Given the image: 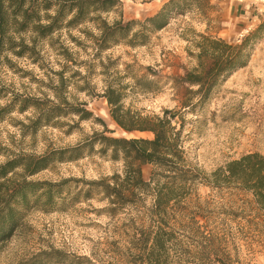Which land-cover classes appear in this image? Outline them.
Here are the masks:
<instances>
[{"label":"rangeland","instance_id":"374dc122","mask_svg":"<svg viewBox=\"0 0 264 264\" xmlns=\"http://www.w3.org/2000/svg\"><path fill=\"white\" fill-rule=\"evenodd\" d=\"M169 1L120 0L118 10L92 14L93 22L77 29H64L45 40L23 36L31 52L19 57L18 48L16 54L0 56V110L16 98L53 101L50 89L58 86L57 75L63 73L70 82L69 103L85 104L115 132L113 137L152 138L148 134L128 136L115 125L103 98L106 83L116 73L139 78L154 75L160 90L148 94L139 87L134 94L130 92L126 106L162 114L185 99L186 93L178 92L176 83L196 66L185 41L192 31L236 42L264 20V3H259L264 0H209L201 11V5H196L173 15L169 25L152 34L145 46L132 48L121 43L97 51L101 22L94 19L100 18L109 28L116 22L144 21ZM125 83L135 84L131 79ZM21 106L17 99L10 113L0 116V165L15 156L41 157L73 148L103 130L94 120L77 124L76 118H69L63 120L67 125L63 130L45 127L35 133L31 123L38 112L33 108L21 112ZM185 121L190 161L206 173L250 153L264 155V37L255 46L248 66L224 82L197 116L186 114ZM153 170L144 168L147 181ZM121 174V165L97 155L53 164L32 177L21 169L10 174L4 189L14 190L27 183L41 188L31 192V202L18 212V227L0 243V264H133L138 241L160 229L171 234L172 264H257L264 257V212L250 193L233 186L198 183L190 196L172 202L163 218L151 213L155 198L146 191H124L131 202L120 206L91 186ZM54 187L61 194L53 193L49 205Z\"/></svg>","mask_w":264,"mask_h":264},{"label":"trees","instance_id":"16d2710c","mask_svg":"<svg viewBox=\"0 0 264 264\" xmlns=\"http://www.w3.org/2000/svg\"><path fill=\"white\" fill-rule=\"evenodd\" d=\"M207 4L209 0H170L153 17L126 24L116 22L112 28L107 27L100 18L94 19L101 22L98 29L100 35L96 40L97 51L102 53L110 46L121 43L132 48L145 46L152 34L169 25L173 15L186 13L196 5H201L198 7L201 11ZM120 7V0H0V56L16 54L18 48H21V53L16 54L19 57L31 52L32 48L26 45L23 36L31 34L38 40H45L64 29L74 30L93 22L92 14H107ZM51 11H54L53 15H50ZM191 34V38L185 41L188 43L189 57L195 60L196 66L192 72H186L180 83H176L177 91L186 93L184 100H178L176 108L165 109L162 114H150L126 106L130 92L134 94L132 91L140 90L139 87L142 93L148 94L160 90V82L152 74L139 78L130 73L123 77L116 73L106 83L103 98L115 125L128 136L148 134L152 138L113 137L115 132L103 120L95 118L85 104L69 103L66 93L70 82L65 80L63 73L57 75L60 80L58 86L50 89L53 101L48 98L44 101L16 98L0 110V116L10 113L17 99H20L21 112L32 108L38 112L31 123L35 133L45 127L63 130L67 126L63 120L69 118H76L77 124L94 120L103 129L85 137L73 148L52 151L41 157L15 156L0 165V243L7 240L18 227V212L31 202V192L41 188L38 184L27 183L14 190L4 189V182L8 181L10 174L21 169L32 177L53 164L77 162L94 155L122 167L121 175L91 184L93 188L100 189L105 199L113 205L124 206L131 202L126 199L128 195L124 191H146L155 198L156 204L151 213L164 218L168 215L170 204L190 196L191 189L199 183L239 188L250 193L264 212V155H244L209 174L191 163L184 138L186 114L197 116V111L205 108L224 82L248 66L255 46L264 37V20L236 42L195 31ZM127 79L135 84H126ZM149 166L154 170L147 181L144 168ZM111 182L114 185H110ZM53 193L60 195L61 190L57 187L51 190L49 205L53 203ZM160 231L150 232L138 241L133 264H172L168 247L171 234ZM216 264L234 263L218 261Z\"/></svg>","mask_w":264,"mask_h":264},{"label":"crops","instance_id":"0c3cea01","mask_svg":"<svg viewBox=\"0 0 264 264\" xmlns=\"http://www.w3.org/2000/svg\"><path fill=\"white\" fill-rule=\"evenodd\" d=\"M260 4L264 3L263 1L259 2ZM257 264H264V257L261 258V260Z\"/></svg>","mask_w":264,"mask_h":264}]
</instances>
